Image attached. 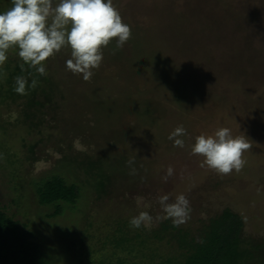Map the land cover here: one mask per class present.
Returning <instances> with one entry per match:
<instances>
[{"label":"rangeland","instance_id":"1","mask_svg":"<svg viewBox=\"0 0 264 264\" xmlns=\"http://www.w3.org/2000/svg\"><path fill=\"white\" fill-rule=\"evenodd\" d=\"M11 6L0 0V13ZM113 6L131 36L120 49L115 39L102 47L101 65L92 70L99 78L85 81L67 69V45L42 62L46 76L15 46L7 51L0 65V211L35 235L51 264H178L187 252L156 234L182 231L200 240L230 209L243 220L256 264L264 254V0H113ZM16 76L27 79L26 94L15 92ZM182 79L185 99L170 89ZM179 126L183 148L168 139ZM223 127L251 145L242 169L227 175L201 166L204 157L191 151L198 135ZM169 166L173 175L165 181ZM54 178L77 186L80 198L51 217L56 206H41L38 190ZM181 193L191 218L165 231L173 224L155 219L163 215L157 197L167 194L171 202ZM137 196L151 207H138ZM140 211L154 217L151 227L129 225ZM123 238L133 241L118 246Z\"/></svg>","mask_w":264,"mask_h":264},{"label":"clouds","instance_id":"2","mask_svg":"<svg viewBox=\"0 0 264 264\" xmlns=\"http://www.w3.org/2000/svg\"><path fill=\"white\" fill-rule=\"evenodd\" d=\"M12 6L0 13V65L7 60V51L18 46V55L24 63L34 68L41 76L47 75L42 64L47 58L59 53L64 46H70L71 59L66 67L74 74H83L89 80L93 69H98L103 59L102 47L116 41L120 49L131 36L130 26L122 22L113 0H11ZM24 70V64L20 65ZM27 79L15 77L14 90L26 94ZM37 81L31 82L35 88ZM186 134L183 126L177 127L169 136L175 147H184V141L177 137ZM251 145L243 136L233 137L226 127L219 128L213 135L200 134L195 138L192 154L204 157L205 164L218 174L227 175L233 170L239 172L245 161L242 155ZM132 160L128 161L131 165ZM134 174V173H133ZM173 175V168H167L165 181ZM138 207L150 208L144 197H135ZM163 215L156 220L171 219L174 227L186 223L190 218V201L184 194H178L170 202L169 195L157 197ZM154 217L148 211H140L130 218L132 228L151 227Z\"/></svg>","mask_w":264,"mask_h":264},{"label":"trees","instance_id":"3","mask_svg":"<svg viewBox=\"0 0 264 264\" xmlns=\"http://www.w3.org/2000/svg\"><path fill=\"white\" fill-rule=\"evenodd\" d=\"M15 47L18 48V46ZM246 55L248 56L247 49ZM195 65L196 64H194V66ZM98 74H93L92 77L99 78ZM194 79L195 75L192 74L191 80L194 81ZM184 83L183 79L170 82V89L176 88L177 91H180L181 96L179 99H185L188 95V92L186 93L185 90H182ZM186 88H188L187 83L185 84V89ZM137 99L142 100L143 98ZM138 100H136L137 103H139ZM176 100L172 104H176L178 102ZM33 106H36V104ZM146 107L147 106H143L144 109ZM149 113L152 112L145 111L143 116H147ZM172 113L174 117L178 116L177 110ZM32 118V120L38 119L35 116ZM30 119L31 117H27L28 122ZM42 125L43 122L37 126L29 124V128H38ZM92 165L95 166L94 163H92ZM79 198V188L75 185L68 186L66 182L60 178L52 179L47 185L38 190V201L41 206H56L57 211L51 217L60 215V207L62 204H74ZM169 229L173 231L178 230L177 227L172 226L171 228L165 229V231ZM243 232L244 224L242 218L230 209H226L220 218L213 220L205 227L200 240H196L191 237L189 233L182 231H179L176 236H165L163 235L164 231H161L159 234H156V239L159 241H164L166 238H169V240H177L180 250L187 252L185 261L178 264H253L255 261L254 253L251 248L245 246L246 243L243 238ZM119 233L125 234L122 230H120ZM132 241L131 239L123 238L117 245L120 246L123 244L122 246H125L124 243L127 244ZM262 248V246H257L255 249L262 250ZM263 263L264 254L260 253L256 260V264ZM0 264H51L47 260L42 245L37 242L35 235L23 229L18 222L1 211Z\"/></svg>","mask_w":264,"mask_h":264}]
</instances>
